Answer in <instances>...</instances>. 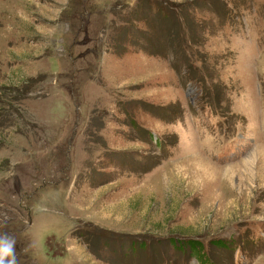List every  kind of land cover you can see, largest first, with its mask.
Segmentation results:
<instances>
[{"label": "rangeland", "instance_id": "374dc122", "mask_svg": "<svg viewBox=\"0 0 264 264\" xmlns=\"http://www.w3.org/2000/svg\"><path fill=\"white\" fill-rule=\"evenodd\" d=\"M4 234L16 264H264V0H0Z\"/></svg>", "mask_w": 264, "mask_h": 264}, {"label": "clouds", "instance_id": "9594fccd", "mask_svg": "<svg viewBox=\"0 0 264 264\" xmlns=\"http://www.w3.org/2000/svg\"><path fill=\"white\" fill-rule=\"evenodd\" d=\"M14 243L7 234L0 235V264H16Z\"/></svg>", "mask_w": 264, "mask_h": 264}, {"label": "trees", "instance_id": "16d2710c", "mask_svg": "<svg viewBox=\"0 0 264 264\" xmlns=\"http://www.w3.org/2000/svg\"><path fill=\"white\" fill-rule=\"evenodd\" d=\"M188 246H191L192 248L197 247L198 249H200V243H198L197 241L193 240V239H188Z\"/></svg>", "mask_w": 264, "mask_h": 264}]
</instances>
